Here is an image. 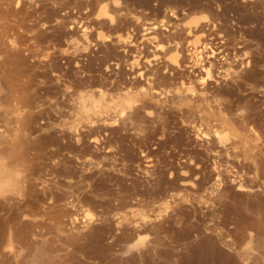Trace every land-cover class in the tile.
<instances>
[{
	"label": "rangeland",
	"instance_id": "obj_1",
	"mask_svg": "<svg viewBox=\"0 0 264 264\" xmlns=\"http://www.w3.org/2000/svg\"><path fill=\"white\" fill-rule=\"evenodd\" d=\"M0 264H264V0H0Z\"/></svg>",
	"mask_w": 264,
	"mask_h": 264
},
{
	"label": "clouds",
	"instance_id": "obj_2",
	"mask_svg": "<svg viewBox=\"0 0 264 264\" xmlns=\"http://www.w3.org/2000/svg\"><path fill=\"white\" fill-rule=\"evenodd\" d=\"M5 191H7V188H6V190Z\"/></svg>",
	"mask_w": 264,
	"mask_h": 264
}]
</instances>
